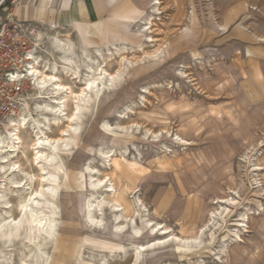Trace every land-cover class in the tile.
<instances>
[{
    "label": "rangeland",
    "instance_id": "374dc122",
    "mask_svg": "<svg viewBox=\"0 0 264 264\" xmlns=\"http://www.w3.org/2000/svg\"><path fill=\"white\" fill-rule=\"evenodd\" d=\"M262 1L161 0L162 13L155 15L160 18L155 20L152 33L157 43H165L167 55L155 64L130 70L125 75L124 85L106 94L94 115L85 119L77 149L59 189L61 217L58 237L52 250L48 251L50 264H91L87 262L89 250L120 249L121 243L106 231H94L87 225L83 206L88 195L84 167L92 159V164H99L96 151L102 145L123 143L121 136L112 133L118 130L117 124L133 122L153 131L166 128L170 133L159 135L156 140L146 136L144 141L125 142L135 155L138 147L143 159L137 154L138 161L125 157L114 162L122 169L126 183L119 179L114 167L107 168L116 180L117 197L128 198L134 205L140 197L150 216L165 222L179 235H192L203 223L207 211L215 207L207 198L212 192L217 197L235 195L238 200L234 206L226 205L228 211L232 210L226 220L218 219L217 215L216 228L212 222L206 226L203 248H178L177 255L170 249L157 251L165 255L157 264H220L218 252L225 241L234 244L221 264L264 263V210L259 216L250 217L248 231H242L240 240L231 232L235 213L260 205L264 209V195L251 185L255 172L259 173L264 185V170H252L254 158H257L254 160L256 164L264 167V124L254 122L255 118H261L264 107L248 102L246 96L247 80L250 78L262 92L264 76L247 74L245 70L249 64L255 65L259 61L250 56L257 57L264 48L258 41H253L264 34ZM240 3L249 7L240 16H231L230 11ZM142 21L139 18L132 25L133 33ZM47 27L39 29L47 31ZM194 32L198 36L196 44L175 54L170 51L168 46L171 43ZM115 65L112 63L109 69ZM181 67L189 78L177 79L173 74ZM146 85L150 92L145 93L146 100L142 102L138 91ZM129 98L130 101L136 100L137 105L134 111H128V120L121 121L119 112ZM110 128V136L104 135V129L111 131ZM174 133L182 136L185 142L174 141ZM27 136L23 131L22 138L26 140ZM250 146L253 148L247 162L242 163L241 156ZM28 153L26 151V155ZM20 164L28 169L29 164L23 156ZM212 171L218 173V180L213 177L207 184L210 191H206L207 187L202 185L212 176ZM187 189H195L202 199L188 194ZM177 206H180L178 212L175 211ZM136 219L144 231L140 219ZM150 237L145 233L141 239L144 241ZM130 239L129 234L123 235L124 241ZM255 247L259 248L252 250ZM17 256L18 252L13 250L8 264H15ZM153 256L145 254L142 264H149Z\"/></svg>",
    "mask_w": 264,
    "mask_h": 264
},
{
    "label": "bare ground",
    "instance_id": "6f19581e",
    "mask_svg": "<svg viewBox=\"0 0 264 264\" xmlns=\"http://www.w3.org/2000/svg\"><path fill=\"white\" fill-rule=\"evenodd\" d=\"M161 4V0H148L147 13L135 29V34L142 37L138 44L122 40L111 43L112 46L102 47L84 36L78 40L77 33L76 39L69 30L55 26L47 27V31L39 28L35 31L36 51L31 55L26 70L32 94L16 116L0 122V247L3 248H0V264L11 262L13 250L18 252L15 264H50L48 251L52 250L58 237L61 217L59 189L77 149L85 119L94 115L104 102L106 94L124 85L125 75L130 70L155 64L167 55L165 43H157L152 33L155 20L160 18L155 15L162 13ZM187 29L188 27H185V30ZM112 63L116 65L110 70ZM173 74L177 79L189 78L183 67L176 69ZM141 88L138 92L143 102L146 100L145 93L150 92V87L146 85ZM136 105L137 101H130L129 98L124 104V109L119 112L118 119L128 120V111H134ZM116 128L118 130L113 132L111 128V131L104 129V135L116 133L121 136L123 143L102 145L96 151L100 157L99 164H92L93 159L85 164L88 195L83 206L89 228L94 231H106L112 239L119 241L121 246L118 250H89L87 262L142 264L144 255L149 253L154 255L149 264H157L158 260L165 256L158 253L161 250L170 249L176 254L178 248H203L206 226L212 222V226L216 228V216L218 215L220 220H226L225 217L232 212L228 211L226 205L234 206L238 203L233 192L234 196L229 194L227 197H217L212 192L207 198L215 207L207 211L205 220L195 233L177 234L171 226L150 216L149 209L140 197H137L136 205L128 198L117 197L116 180L107 171V168L114 167L119 179L126 183L122 169L114 162L125 157L138 161L137 157H140L141 153L136 147L138 156L135 155L125 142L133 139L144 141L146 136L156 140L159 135L169 134V129L160 128L153 131L142 127L138 122L119 123ZM23 131L27 132L26 140L22 138ZM140 134L144 136L141 137ZM174 136L175 139L172 140L185 142L179 134L174 133ZM252 148L248 147L246 153L241 156L242 163L247 162L246 158ZM26 151H29L28 155ZM22 156L29 164L28 169L20 164ZM140 158L143 159L142 156ZM254 160L252 170H263ZM211 175L212 178L206 179L203 188L212 182L213 177L218 180V173L212 171ZM251 185L264 195V185L259 173L253 174ZM206 191L210 189L207 187ZM187 193L202 199L195 189H187ZM176 208L175 211L178 212L180 206ZM263 210L260 205L255 209L246 207L235 213L231 232L237 240H240L242 231H248L250 217L259 216ZM136 218L140 219L144 231H141ZM145 233L151 237L143 241L141 238ZM125 234H129L131 239L124 241ZM232 244L234 243L228 244V241H225L222 245L221 251L218 252L220 264ZM257 248L259 247L252 250Z\"/></svg>",
    "mask_w": 264,
    "mask_h": 264
},
{
    "label": "crops",
    "instance_id": "0c3cea01",
    "mask_svg": "<svg viewBox=\"0 0 264 264\" xmlns=\"http://www.w3.org/2000/svg\"><path fill=\"white\" fill-rule=\"evenodd\" d=\"M260 3L264 4V0ZM147 5L148 0H19L15 8V16L42 28L55 26L59 29L63 27L72 30L71 32L76 39L78 34V40H81V36H84L100 46L110 45L122 40L127 43L138 44L142 37L137 36L135 32L133 33L132 25L139 18L143 19L145 17ZM246 7H249V5L237 4L235 9L230 11V15L238 17ZM0 14L3 15L4 10H0ZM257 38L258 40L253 41H258L259 46H263L264 34L260 37L257 36ZM197 40L196 32L189 33L186 37L171 43L172 45L170 44L168 48L175 54L181 49L196 44ZM250 58H258L259 61L255 65L249 64L248 68L246 66L247 74L264 76V48L260 49V54L257 57L250 56ZM246 86L248 102L255 105L261 104L264 107V84L262 92L250 78L247 80ZM260 115L259 120L254 117V122L264 124V112ZM256 116L258 117V115Z\"/></svg>",
    "mask_w": 264,
    "mask_h": 264
},
{
    "label": "built area",
    "instance_id": "2783aa9c",
    "mask_svg": "<svg viewBox=\"0 0 264 264\" xmlns=\"http://www.w3.org/2000/svg\"><path fill=\"white\" fill-rule=\"evenodd\" d=\"M18 2L0 0V122L16 116L32 94L26 70L36 51L34 33L42 28L15 16Z\"/></svg>",
    "mask_w": 264,
    "mask_h": 264
}]
</instances>
